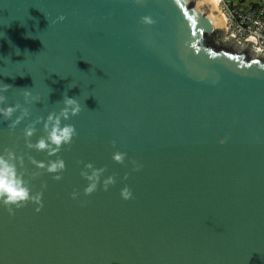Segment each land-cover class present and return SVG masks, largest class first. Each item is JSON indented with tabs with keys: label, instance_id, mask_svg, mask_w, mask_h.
Listing matches in <instances>:
<instances>
[{
	"label": "water",
	"instance_id": "1",
	"mask_svg": "<svg viewBox=\"0 0 264 264\" xmlns=\"http://www.w3.org/2000/svg\"><path fill=\"white\" fill-rule=\"evenodd\" d=\"M226 33L209 0H0V154L43 204L0 201V264H264V56ZM65 95L73 142L30 149Z\"/></svg>",
	"mask_w": 264,
	"mask_h": 264
},
{
	"label": "clouds",
	"instance_id": "2",
	"mask_svg": "<svg viewBox=\"0 0 264 264\" xmlns=\"http://www.w3.org/2000/svg\"><path fill=\"white\" fill-rule=\"evenodd\" d=\"M139 2V0H138ZM60 20H63L64 17H59ZM142 22L145 24H153L154 21L151 17L145 16L142 18ZM11 88V85L3 84L0 85V93L7 92ZM24 97L27 99L31 96V93L27 90L23 92ZM38 97H33V99H37ZM6 101V97L4 95H0V104H3ZM64 107L61 108L59 113L52 112L47 116V119L44 123V128L47 132V138L39 139L35 144L29 143L27 146L31 148H35L37 151L47 150L51 155H55L61 151V147L63 145H71L73 142V138L77 135L75 127L71 124H64L62 126V119L68 120L72 116H76L81 112V105L75 98L68 97L67 95L63 98ZM21 105L17 103L14 107H0V115H3L5 119H9L12 117L13 113L19 109ZM27 115V111L23 113ZM22 117H17V120L10 127H14L15 123H18ZM35 132L34 127H27L25 129V137H31ZM114 144V142H113ZM125 153L115 152L113 154V160L117 163H123L125 160ZM17 158L15 153L10 149H5L3 154H0V201L5 206H8V211L12 214V205H15L16 208L23 207L29 200L40 205L36 209L37 212L43 207L42 204V192H38L35 195H30V188L28 183L23 177L24 175L18 170L17 167ZM22 163V158H21ZM32 163L37 168L46 169L48 173H61L65 170V162L57 158L55 161H49L45 164L42 161L33 160ZM135 164V161H133ZM85 169H92L89 174L88 171L84 170L81 172V175L89 181L88 186L84 189L85 195L92 194L98 186L101 175L106 169L103 168H94L91 163L85 165ZM134 170H139L138 168ZM62 177L60 175H55V180H60ZM115 180L112 176H109L107 179L103 180L104 190L107 191L110 185H113ZM42 187H46V185H42ZM75 199L77 196L76 192L72 194ZM121 196L127 200L132 197V192L129 188L125 187L121 191Z\"/></svg>",
	"mask_w": 264,
	"mask_h": 264
},
{
	"label": "built area",
	"instance_id": "3",
	"mask_svg": "<svg viewBox=\"0 0 264 264\" xmlns=\"http://www.w3.org/2000/svg\"><path fill=\"white\" fill-rule=\"evenodd\" d=\"M216 8L225 21L224 39L233 37L244 47L252 38V50L264 56V0H216Z\"/></svg>",
	"mask_w": 264,
	"mask_h": 264
},
{
	"label": "bare ground",
	"instance_id": "4",
	"mask_svg": "<svg viewBox=\"0 0 264 264\" xmlns=\"http://www.w3.org/2000/svg\"><path fill=\"white\" fill-rule=\"evenodd\" d=\"M209 1L216 7V0H209Z\"/></svg>",
	"mask_w": 264,
	"mask_h": 264
}]
</instances>
